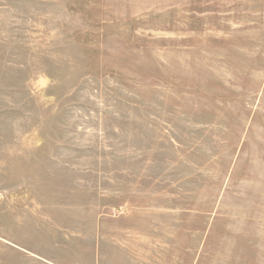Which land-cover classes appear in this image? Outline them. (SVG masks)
Segmentation results:
<instances>
[{
  "label": "rangeland",
  "instance_id": "obj_1",
  "mask_svg": "<svg viewBox=\"0 0 264 264\" xmlns=\"http://www.w3.org/2000/svg\"><path fill=\"white\" fill-rule=\"evenodd\" d=\"M0 264H264V0H0Z\"/></svg>",
  "mask_w": 264,
  "mask_h": 264
}]
</instances>
